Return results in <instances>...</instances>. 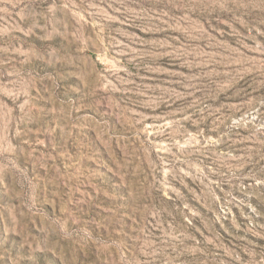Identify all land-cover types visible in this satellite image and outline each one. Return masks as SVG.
Wrapping results in <instances>:
<instances>
[{
  "label": "rangeland",
  "instance_id": "rangeland-1",
  "mask_svg": "<svg viewBox=\"0 0 264 264\" xmlns=\"http://www.w3.org/2000/svg\"><path fill=\"white\" fill-rule=\"evenodd\" d=\"M0 264H264V0H0Z\"/></svg>",
  "mask_w": 264,
  "mask_h": 264
}]
</instances>
